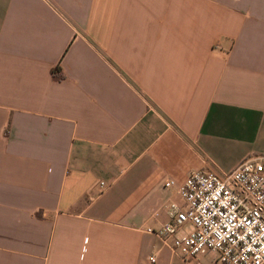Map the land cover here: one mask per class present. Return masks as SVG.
Instances as JSON below:
<instances>
[{
  "label": "crops",
  "instance_id": "0c3cea01",
  "mask_svg": "<svg viewBox=\"0 0 264 264\" xmlns=\"http://www.w3.org/2000/svg\"><path fill=\"white\" fill-rule=\"evenodd\" d=\"M263 156L264 0H0V264H186L163 184Z\"/></svg>",
  "mask_w": 264,
  "mask_h": 264
},
{
  "label": "built area",
  "instance_id": "2783aa9c",
  "mask_svg": "<svg viewBox=\"0 0 264 264\" xmlns=\"http://www.w3.org/2000/svg\"><path fill=\"white\" fill-rule=\"evenodd\" d=\"M163 186H175L181 205L170 203V222L145 232L156 235L178 259L202 264L211 253L212 264H264V156L243 160L226 173L191 171L182 183ZM105 187L100 182L95 190ZM185 225L189 229L180 232Z\"/></svg>",
  "mask_w": 264,
  "mask_h": 264
},
{
  "label": "trees",
  "instance_id": "16d2710c",
  "mask_svg": "<svg viewBox=\"0 0 264 264\" xmlns=\"http://www.w3.org/2000/svg\"><path fill=\"white\" fill-rule=\"evenodd\" d=\"M53 75H56V74H58V69L56 68L55 70H53L52 72H51Z\"/></svg>",
  "mask_w": 264,
  "mask_h": 264
},
{
  "label": "rangeland",
  "instance_id": "374dc122",
  "mask_svg": "<svg viewBox=\"0 0 264 264\" xmlns=\"http://www.w3.org/2000/svg\"><path fill=\"white\" fill-rule=\"evenodd\" d=\"M185 229H187V227H185ZM187 231V230H186Z\"/></svg>",
  "mask_w": 264,
  "mask_h": 264
}]
</instances>
